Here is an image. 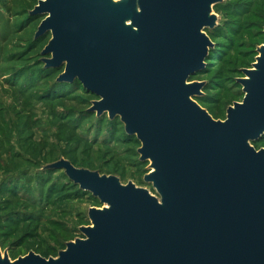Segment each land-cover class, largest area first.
<instances>
[{"label": "water", "instance_id": "obj_1", "mask_svg": "<svg viewBox=\"0 0 264 264\" xmlns=\"http://www.w3.org/2000/svg\"><path fill=\"white\" fill-rule=\"evenodd\" d=\"M221 2L38 1L45 67H63L57 82L78 80L98 98L92 113L136 136L154 194L63 158L47 164L102 207L56 258L0 250V264H264V148L252 145L264 135V44L224 120L196 101L205 82H187L214 47L205 29Z\"/></svg>", "mask_w": 264, "mask_h": 264}, {"label": "rangeland", "instance_id": "obj_2", "mask_svg": "<svg viewBox=\"0 0 264 264\" xmlns=\"http://www.w3.org/2000/svg\"><path fill=\"white\" fill-rule=\"evenodd\" d=\"M38 1L0 0V250L12 261L41 249L49 251L46 259L56 258L90 224L88 209L102 207L47 164L63 158L154 194L143 181L149 161H139L136 136L125 133L119 117L92 113L98 98L78 84H57L63 67H45L51 35H35L44 18L30 13ZM212 13L217 26L205 32L218 60L187 82H205L207 104L200 106L224 120L243 98L237 70L250 68L264 44V0H222ZM252 145L264 148V136Z\"/></svg>", "mask_w": 264, "mask_h": 264}, {"label": "trees", "instance_id": "obj_3", "mask_svg": "<svg viewBox=\"0 0 264 264\" xmlns=\"http://www.w3.org/2000/svg\"><path fill=\"white\" fill-rule=\"evenodd\" d=\"M39 16V18H41V17H43L42 15H38ZM212 33V32H211ZM48 34H49V32H48ZM211 35V34H210ZM215 49H210L209 50V53H208V56H207V59L205 60L206 61V65H205V67H208L210 64H212V62H208V61H212L213 60V62H215V61H217L218 59H217V57H215ZM257 53V52H256ZM252 65V64H251ZM62 68H53L52 70H54V71H59V70H61ZM237 73L239 74V75H237V76H243V74H242V72H241V70H237ZM195 75V74H194ZM192 76V75H191ZM57 84H60V85H63V86H71L72 87V85L73 84H78L79 86H81V88L82 89H84L83 88V86L81 85V83L78 81V80H74L72 83H65V82H56ZM235 84H238L239 85V87L241 88V86H240V84L237 82V78H235ZM203 88H205V87H203ZM85 90V89H84ZM86 91V90H85ZM87 92V91H86ZM240 92H241V89H240ZM241 94H242V96H243V93L241 92ZM196 101L199 103V104H207V97L206 96H204V94L202 95V96H200V97H197L196 98ZM264 136V135H263ZM262 136V137H263ZM133 137V136H132ZM261 137V138H262ZM261 138L258 140V141H260L261 140ZM137 141V140H136ZM258 141H256V142H258ZM256 142H254V143H256ZM254 143H252V144H254ZM56 171V170H55ZM71 182V181H70ZM75 186V185H74ZM76 187H78V186H76ZM80 190V189H79ZM40 255L41 256H45V257H47V256H49V251H47V250H44V249H41L40 250Z\"/></svg>", "mask_w": 264, "mask_h": 264}]
</instances>
